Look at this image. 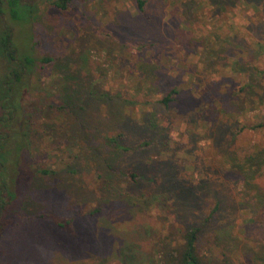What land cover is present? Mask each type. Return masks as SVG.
Returning <instances> with one entry per match:
<instances>
[{
    "label": "rangeland",
    "instance_id": "1",
    "mask_svg": "<svg viewBox=\"0 0 264 264\" xmlns=\"http://www.w3.org/2000/svg\"><path fill=\"white\" fill-rule=\"evenodd\" d=\"M28 1L40 11L31 22L10 21L14 44L24 51L34 45L35 55L53 54L58 63L45 70L40 100L28 112L25 169L36 215L16 216L4 230L0 264H160L162 237L175 239L192 225L203 227L200 247L212 264L264 257V165L243 162L256 143L264 146V128L237 134L241 115L222 106L234 103L247 82L244 91L255 98L264 90V0L229 2L216 17L203 0H176L177 9L175 0H149L146 13L134 0H72L65 12ZM140 41L156 46L134 50ZM236 57L245 66L233 65ZM66 64L86 86L107 91L115 110L94 98L75 112L60 108L58 73ZM151 66L155 82L140 84ZM5 75L0 60V80ZM174 85L179 94L171 107L157 103ZM262 97L255 121L264 118ZM142 117L150 123L142 126ZM220 125L225 140L215 141ZM42 168L52 172L42 175ZM217 199L223 211L207 221ZM248 205L258 223H248ZM41 212L74 216L77 234L39 218Z\"/></svg>",
    "mask_w": 264,
    "mask_h": 264
},
{
    "label": "trees",
    "instance_id": "2",
    "mask_svg": "<svg viewBox=\"0 0 264 264\" xmlns=\"http://www.w3.org/2000/svg\"><path fill=\"white\" fill-rule=\"evenodd\" d=\"M49 5L55 6L65 12L70 8L72 0H45ZM172 1V0H171ZM168 0L169 3H172ZM200 0H198V4ZM212 5V14L216 17L222 10L226 8L229 2H235L236 0H203ZM137 9L141 13H146L149 0H134ZM179 4L175 0L173 9H177ZM205 6L203 4L198 6L197 13L203 11ZM40 11L37 4L32 3L28 0H0V60L6 63V75L4 79L0 80V237L3 235L4 230L18 217H31L33 213L29 204H33V197L30 195L31 190V179H28V173H26V165L28 155L30 153V128L29 121L32 122L30 114L35 104H38L40 98L35 95L37 89L43 87V76L45 70L49 66H52L55 62L58 63L55 55L43 54L35 55L33 52L34 45L29 46L25 51L22 50L18 45L14 44L15 32L12 28L10 21H19L21 23L31 22L35 17L36 13ZM216 30L214 29V32ZM217 34V32H216ZM39 42L36 41L35 44ZM156 46L153 41H140L134 50L141 51L145 47ZM86 60V57L84 58ZM233 65L245 66V62L239 57L235 58ZM37 69V70H36ZM153 66H151L150 74L140 73L141 78L140 84L144 83L151 85L155 80L151 78L153 75ZM35 70L38 73L37 82L32 80L35 74ZM63 71H59V79L61 80L58 88L62 93V104L60 108H64L69 112H75L78 109H83V103L86 100L94 98L95 100L108 101L109 112L115 110L114 98L107 91H98L93 88L90 84L85 85L82 77L76 76L69 66L63 65ZM140 70H142L140 68ZM157 80V78H156ZM60 86V87H59ZM251 86L247 82L243 89ZM53 87V85H52ZM48 88V87H47ZM260 96L258 98L253 97L249 91L244 95L242 94L234 103H222L229 112V114L241 115V120L237 118L236 122L241 123L237 134L243 132L244 129L257 130L264 128V118L260 121H255L256 118L260 117V106L259 102L262 100V94L264 90L260 86ZM250 90V89H249ZM247 91V90H246ZM179 94L177 85L171 87L170 91L159 95L157 103L165 108L171 107V103L176 99ZM37 96V97H36ZM72 97V98H71ZM76 97L77 102H71ZM42 101V100H41ZM43 103L47 107L54 108V103L45 100ZM79 105V106H78ZM233 108V109H232ZM114 109V110H113ZM119 117V116H117ZM145 124L148 125V121L144 117L141 118ZM234 121V122H235ZM188 125V123H186ZM27 127L28 129H26ZM222 125H220L215 133V141H224L222 137ZM167 130V129H166ZM184 134L183 132H181ZM227 133H230L227 129ZM188 134V133H187ZM22 140L21 143L19 140ZM117 142V140L115 139ZM145 142V141H144ZM143 142V143H144ZM142 143V144H143ZM147 142L145 143V145ZM121 146V145H120ZM130 147V146H129ZM125 150L126 146L123 147ZM245 167L250 169L261 168L264 165V146L255 144L253 149H249L248 153L243 159ZM246 171V170H244ZM40 174L47 175L52 171L50 169H39ZM132 177H137L136 172H130ZM22 182H25L23 187ZM161 190V188H160ZM163 195L169 197V189H163ZM174 198L178 199L174 192ZM217 204L213 212L207 217V221L215 220L218 216V212L221 210L223 202L221 199H217ZM264 204V202H263ZM250 211V218H247L249 224L258 223L255 217V209L247 206ZM102 210V207L98 206L91 209L88 214H96ZM188 211V210H187ZM36 212V211H35ZM189 212V211H188ZM217 215V216H216ZM37 216L41 219H47L53 223L56 227L62 231L75 236L77 234V228L75 225L74 216H60L55 212H41ZM203 227L201 225H192L189 229H185L182 233H177L175 239H171L169 236L162 237V245L158 248L160 255V264H212L209 256L200 247L201 232ZM224 230V228H223ZM246 229H244V232ZM255 263L253 264H264V257L256 256Z\"/></svg>",
    "mask_w": 264,
    "mask_h": 264
}]
</instances>
